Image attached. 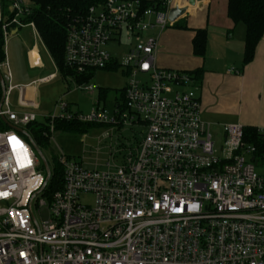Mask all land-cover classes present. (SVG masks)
Segmentation results:
<instances>
[{"label":"built area","instance_id":"1","mask_svg":"<svg viewBox=\"0 0 264 264\" xmlns=\"http://www.w3.org/2000/svg\"><path fill=\"white\" fill-rule=\"evenodd\" d=\"M3 1L5 39L25 24L30 8L24 0ZM170 7L171 0L160 8L143 0H99L68 25L64 63L74 75L114 65L128 80L111 112L99 100L88 114L56 100L47 133L57 121L144 132L135 146L109 152L103 163L96 157L92 166L61 151L62 183L47 202L42 195L51 169L44 186V166L24 130L36 113L13 110L8 85L0 103V264H264V150L244 139L238 123L224 126L217 147L200 116L195 78L156 64ZM122 41L130 46L119 63L106 46ZM31 52L36 67L39 56ZM1 69L9 76L5 62ZM19 103L26 104L21 97ZM256 131L264 141V128ZM87 195L92 204L80 201ZM43 206L48 218L38 220Z\"/></svg>","mask_w":264,"mask_h":264},{"label":"crops","instance_id":"2","mask_svg":"<svg viewBox=\"0 0 264 264\" xmlns=\"http://www.w3.org/2000/svg\"><path fill=\"white\" fill-rule=\"evenodd\" d=\"M175 6H185L186 10L160 33L156 64L162 68L188 73L201 70L196 79L200 116L209 124L211 131L216 135L220 133L222 139L224 126L228 124L238 123L244 127L264 128V36L256 45L253 59L243 64L245 25L234 24L228 17L227 0H199L193 5L188 4V0H171L170 8ZM33 27L44 46L35 26ZM19 28L12 27L9 34L16 33ZM199 28L206 30L203 57L194 55L192 49L194 30ZM149 32L154 33L155 30ZM34 49L39 56V65L36 67L30 64L28 57L29 52ZM26 54L31 68L44 66L37 45L28 48ZM55 68L56 73L46 77L47 80L34 79L19 87V98H23L26 103L22 106L18 100V105L23 111L36 113L40 109L38 91L42 83L56 77L80 83L75 78L76 75H65L56 65ZM91 75L88 76L89 80ZM99 98L100 96L96 100ZM34 123L38 124L37 119Z\"/></svg>","mask_w":264,"mask_h":264},{"label":"rangeland","instance_id":"3","mask_svg":"<svg viewBox=\"0 0 264 264\" xmlns=\"http://www.w3.org/2000/svg\"><path fill=\"white\" fill-rule=\"evenodd\" d=\"M221 1L224 0H215ZM3 6V14H6L7 2L0 0ZM24 4L28 2L24 0ZM12 29H10L11 31ZM33 45H37L41 56L43 67L31 68L28 63L26 51ZM130 44L128 41H122L120 45L109 42L106 46L107 50L115 56L119 63L125 60V53ZM5 65L10 74V80L5 81V88L8 85L13 87L8 94L10 107L16 111H22L18 105L19 87L34 79H43L56 73V68L53 60L40 42L34 27L28 24L22 25L16 33H10L5 38ZM36 51L32 50L31 56L35 57ZM3 69H1L2 71ZM91 79L87 84L96 86L93 92L78 88V84L72 79L62 80L56 77L49 82L39 85L38 99L41 105L36 112L37 123H32L30 127H25L35 141V145L40 149L42 155L46 159L51 173L60 168L58 158L61 151L69 158H74L79 161L83 157L84 162L88 166L95 163L96 157L100 163L107 161L109 152L120 147H133L143 135V130L139 127H114L105 124L90 123L85 125L83 129L65 130L60 127L48 134V138L40 137L39 128L48 125V116H51L55 110L56 100L62 99L69 103L70 110L77 113L88 114L94 106L96 99L99 98V106L105 107L109 112L112 111L115 102H121L122 91L125 87L128 76L122 70V67L97 69L92 72ZM69 89V90H68ZM102 90L100 93L99 91ZM2 97V89H0V100ZM48 131V130H47ZM210 132L213 135V140L217 147L223 141L222 137L214 131ZM100 149L99 154L95 153L96 148ZM261 171V168H256ZM42 197L48 201L47 195ZM80 201L84 204H92L93 198L91 195L81 196ZM38 220L48 218V206H43L39 211L35 212Z\"/></svg>","mask_w":264,"mask_h":264},{"label":"trees","instance_id":"4","mask_svg":"<svg viewBox=\"0 0 264 264\" xmlns=\"http://www.w3.org/2000/svg\"><path fill=\"white\" fill-rule=\"evenodd\" d=\"M30 13L22 18L26 23L33 22L44 46L53 59L56 67L65 75H74L64 63V44L67 35V27L70 23L76 22L83 16L86 9L99 0H26ZM145 5H154L160 8L162 0H143ZM227 15L234 24L245 25V40L243 50V64L253 59L257 43L264 36V0H227ZM3 19V18H2ZM3 20L0 21V63L5 60V39L2 30ZM206 48V30L199 28L194 30L192 38V49L194 55L203 57ZM107 68H116L108 66ZM201 70L190 72L195 80ZM77 81L82 83L89 80L88 76H75ZM1 89V86H0ZM102 90L99 91V93ZM90 123H78L74 121H57L56 127L74 130L83 129ZM48 126L39 128L40 137L48 138ZM244 139L252 142L264 150V141L259 138L255 127H244ZM37 145V144H36ZM61 169L58 168L51 177L44 189V194L52 193L62 183Z\"/></svg>","mask_w":264,"mask_h":264},{"label":"water","instance_id":"5","mask_svg":"<svg viewBox=\"0 0 264 264\" xmlns=\"http://www.w3.org/2000/svg\"><path fill=\"white\" fill-rule=\"evenodd\" d=\"M196 1H199V0H188V4L193 5ZM185 10H186L185 6L184 7L175 6L173 8H170V10L168 11V19L171 22L175 21L178 16H180L182 13L185 12ZM8 80H9V76H8L7 72L5 71V69H3L2 71L0 70V86L2 89V97H1L0 103L3 100L4 94L6 91L5 81H8ZM34 148H35L37 154L39 155V157L41 158L42 164H43L44 169H45V173H46V179L44 182V186H45V184L47 183L48 178L50 176V168L48 166L46 159L42 155L40 149L37 147V145H34Z\"/></svg>","mask_w":264,"mask_h":264},{"label":"bare ground","instance_id":"6","mask_svg":"<svg viewBox=\"0 0 264 264\" xmlns=\"http://www.w3.org/2000/svg\"><path fill=\"white\" fill-rule=\"evenodd\" d=\"M35 57H36V54H35ZM35 57H34V58H35Z\"/></svg>","mask_w":264,"mask_h":264}]
</instances>
